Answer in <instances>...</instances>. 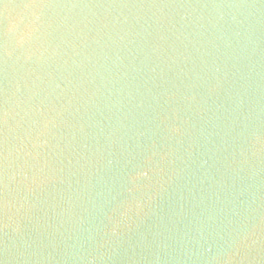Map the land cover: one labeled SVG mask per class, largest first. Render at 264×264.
<instances>
[{
    "label": "water",
    "instance_id": "1",
    "mask_svg": "<svg viewBox=\"0 0 264 264\" xmlns=\"http://www.w3.org/2000/svg\"><path fill=\"white\" fill-rule=\"evenodd\" d=\"M0 264H264V0H0Z\"/></svg>",
    "mask_w": 264,
    "mask_h": 264
}]
</instances>
